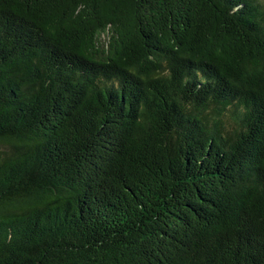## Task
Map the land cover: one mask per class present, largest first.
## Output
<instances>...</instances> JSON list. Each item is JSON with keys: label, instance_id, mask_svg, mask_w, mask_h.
<instances>
[{"label": "trees", "instance_id": "1", "mask_svg": "<svg viewBox=\"0 0 264 264\" xmlns=\"http://www.w3.org/2000/svg\"><path fill=\"white\" fill-rule=\"evenodd\" d=\"M0 264H264V0H0Z\"/></svg>", "mask_w": 264, "mask_h": 264}]
</instances>
